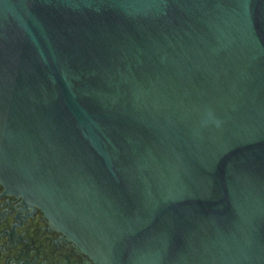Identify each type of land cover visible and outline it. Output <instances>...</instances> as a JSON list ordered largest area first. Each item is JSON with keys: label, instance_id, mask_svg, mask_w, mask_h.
<instances>
[{"label": "water", "instance_id": "water-1", "mask_svg": "<svg viewBox=\"0 0 264 264\" xmlns=\"http://www.w3.org/2000/svg\"><path fill=\"white\" fill-rule=\"evenodd\" d=\"M0 183L93 264H264V0H0Z\"/></svg>", "mask_w": 264, "mask_h": 264}, {"label": "flooded vegetation", "instance_id": "flooded-vegetation-1", "mask_svg": "<svg viewBox=\"0 0 264 264\" xmlns=\"http://www.w3.org/2000/svg\"><path fill=\"white\" fill-rule=\"evenodd\" d=\"M37 206L0 183V264H93Z\"/></svg>", "mask_w": 264, "mask_h": 264}]
</instances>
